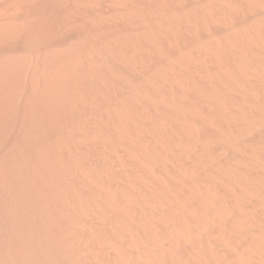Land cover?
<instances>
[{
    "label": "rangeland",
    "instance_id": "obj_1",
    "mask_svg": "<svg viewBox=\"0 0 264 264\" xmlns=\"http://www.w3.org/2000/svg\"><path fill=\"white\" fill-rule=\"evenodd\" d=\"M44 2L72 264H264V0Z\"/></svg>",
    "mask_w": 264,
    "mask_h": 264
},
{
    "label": "bare ground",
    "instance_id": "obj_2",
    "mask_svg": "<svg viewBox=\"0 0 264 264\" xmlns=\"http://www.w3.org/2000/svg\"><path fill=\"white\" fill-rule=\"evenodd\" d=\"M34 1L0 5V264H72L57 123L87 42L57 49V18Z\"/></svg>",
    "mask_w": 264,
    "mask_h": 264
}]
</instances>
